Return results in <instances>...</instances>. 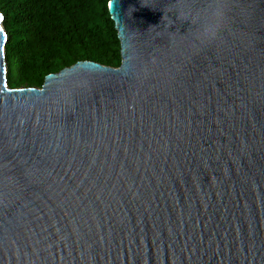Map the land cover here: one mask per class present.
I'll list each match as a JSON object with an SVG mask.
<instances>
[{
  "label": "water",
  "instance_id": "95a60500",
  "mask_svg": "<svg viewBox=\"0 0 264 264\" xmlns=\"http://www.w3.org/2000/svg\"><path fill=\"white\" fill-rule=\"evenodd\" d=\"M184 2L111 0L120 67L40 89L0 13V264H264V0H191L226 9L207 46Z\"/></svg>",
  "mask_w": 264,
  "mask_h": 264
},
{
  "label": "trees",
  "instance_id": "16d2710c",
  "mask_svg": "<svg viewBox=\"0 0 264 264\" xmlns=\"http://www.w3.org/2000/svg\"><path fill=\"white\" fill-rule=\"evenodd\" d=\"M111 0H0L10 89H40L78 62L119 68L121 45Z\"/></svg>",
  "mask_w": 264,
  "mask_h": 264
},
{
  "label": "clouds",
  "instance_id": "9594fccd",
  "mask_svg": "<svg viewBox=\"0 0 264 264\" xmlns=\"http://www.w3.org/2000/svg\"><path fill=\"white\" fill-rule=\"evenodd\" d=\"M180 18L187 23L199 22V31L196 39L200 45L207 46L216 43L223 31V20L226 17V9L221 4H214L210 10L200 14L191 4V0H186L178 8Z\"/></svg>",
  "mask_w": 264,
  "mask_h": 264
},
{
  "label": "rangeland",
  "instance_id": "374dc122",
  "mask_svg": "<svg viewBox=\"0 0 264 264\" xmlns=\"http://www.w3.org/2000/svg\"><path fill=\"white\" fill-rule=\"evenodd\" d=\"M6 67H7V65H6ZM7 70V69H6Z\"/></svg>",
  "mask_w": 264,
  "mask_h": 264
}]
</instances>
